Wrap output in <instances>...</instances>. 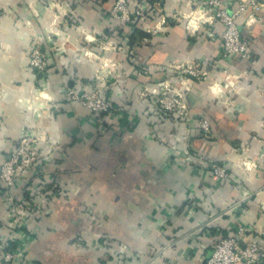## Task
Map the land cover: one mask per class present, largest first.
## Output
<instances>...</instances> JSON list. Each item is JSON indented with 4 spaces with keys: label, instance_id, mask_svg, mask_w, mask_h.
<instances>
[{
    "label": "crops",
    "instance_id": "obj_1",
    "mask_svg": "<svg viewBox=\"0 0 264 264\" xmlns=\"http://www.w3.org/2000/svg\"><path fill=\"white\" fill-rule=\"evenodd\" d=\"M202 1L155 0L154 9L172 16ZM114 2L0 0V162L26 130L43 144L39 176L28 169L10 190L0 182V238L23 249L10 264H200L238 222L264 238V19L237 16L250 60L222 55V27L192 34L173 18L149 24L155 32L146 23L149 35L127 55L114 33L135 15L110 14ZM34 43L48 54L44 73L30 65ZM198 61L204 77L173 69ZM99 84L115 111L94 115L67 98ZM168 84L183 88L186 127L150 110L153 91ZM203 117L209 139L197 126ZM205 158L229 175L210 173ZM11 195L43 208L12 221Z\"/></svg>",
    "mask_w": 264,
    "mask_h": 264
},
{
    "label": "built area",
    "instance_id": "obj_2",
    "mask_svg": "<svg viewBox=\"0 0 264 264\" xmlns=\"http://www.w3.org/2000/svg\"><path fill=\"white\" fill-rule=\"evenodd\" d=\"M238 8L234 12H230L223 7L221 0H203L196 8L189 13L177 11L172 14V18L184 22L188 31L196 34L202 29L209 32L210 36H215V26L223 28L222 38V55L224 57L240 56L245 60H250L253 55V43L242 38L237 16L244 11H251L264 19V0H237ZM153 0H138L134 9L129 6V0H115L110 14L121 19L129 20L132 14L140 19H144L146 11L156 6ZM167 22V15L160 17L158 25ZM147 30L156 31V27L146 25ZM30 65L38 73H44L48 68V56L42 51L39 45L32 47L30 52ZM176 72L187 75L189 78L204 77L207 73L201 61L191 62L187 64H177L173 67ZM147 71V70H146ZM144 71V72H146ZM97 78L103 79L102 75ZM188 81H184L186 84ZM104 83V82H103ZM183 83V84H184ZM105 84V83H104ZM104 86L98 89H85L77 91L76 89L67 90V98L72 101H79L82 105L88 107L96 115L102 112L111 113L116 108L112 106L102 95ZM152 95L155 96L159 107L169 115H178L189 120V107L183 94V88H172L169 84L165 85L161 90H154ZM185 121V123H186ZM203 137L209 139L212 136V126L208 118H201L197 121ZM162 138V135H160ZM44 138V137H43ZM27 136L22 138L20 143L13 152L4 158L0 164V182L4 188L10 190L16 179L24 175V173L38 164V150L30 151L26 146ZM34 140H37L35 138ZM184 145H188L183 141ZM205 165L214 175L225 178L229 175L226 164L219 163L211 159H204ZM35 189V188H34ZM36 194L40 193V189L34 190ZM260 190L259 192H261ZM37 197V196H36ZM11 205L9 213L18 221L26 219L28 216L39 215V211L43 205L38 204V200L30 202L21 201L13 195L10 197ZM38 199V198H37ZM243 201H239L240 203ZM264 235V234H263ZM3 238H0V264H10L18 260L23 253L22 248L8 249ZM245 262L246 264L264 263V238L248 232L246 225L238 222L235 234L224 236L213 242V251L211 256L200 264H238Z\"/></svg>",
    "mask_w": 264,
    "mask_h": 264
},
{
    "label": "trees",
    "instance_id": "obj_3",
    "mask_svg": "<svg viewBox=\"0 0 264 264\" xmlns=\"http://www.w3.org/2000/svg\"><path fill=\"white\" fill-rule=\"evenodd\" d=\"M155 1V0H153ZM134 9V8H132ZM135 15V14H133ZM161 14H157L156 10L154 8L152 9H148L146 11V15L144 19H140L138 16L135 15V17H133L130 21L127 22H122V26L116 30V32L114 33L116 38L118 39L119 42L122 43L125 54L128 55V53L135 49L136 44L140 41L141 38L146 37L149 35V33L147 31H145L144 29V25H146V23L149 24H155L156 21L159 19L160 20ZM172 16H167V20H171ZM184 23V22H183ZM185 25V24H184ZM186 27V26H185ZM190 32V31H189ZM191 33V32H190ZM198 33V32H197ZM193 34V33H192ZM36 46V44L34 43V45L32 47ZM29 51V55L31 52V49ZM41 48V47H40ZM42 51L44 50L43 48H41ZM45 51V50H44ZM45 53L47 54V52L45 51ZM48 55V54H47ZM50 65V60L48 59V67ZM48 70V68H47ZM46 70V71H47ZM146 71V67H144L142 69L141 72ZM40 75H44V74H40ZM99 79V78H97ZM101 86V84H99V86L95 87V88H90V90H95L98 89ZM104 88H103V92H104ZM102 92L103 97L112 104V106H114V101L106 96H104V93ZM153 104L150 106V110L153 113V115L157 118L159 117L158 121H162V123H164V121L168 122V126H170V128H175V126L177 124H181L183 126L186 125L184 118L179 117L178 115L174 114V115H169L166 112H164L158 105L155 96L153 95ZM115 108V106H114ZM91 113H93L95 115L94 112L91 111ZM101 115L103 114H107V112H102L100 113ZM186 127V126H185ZM199 128V127H198ZM203 135V134H202ZM19 145V140L16 141L14 143V145L12 146V150L11 153L13 152V150H15L17 148V146ZM184 145V144H183ZM186 145H184V148L186 149ZM10 153V154H11ZM9 154V155H10ZM8 155V156H9ZM7 157V156H6ZM211 159V158H209ZM41 157L38 158V164L35 167L30 168V174H35V176H39L40 175V171H41ZM204 162V160H202ZM205 163V162H204ZM1 164V162H0ZM210 172V171H209ZM26 173V172H25ZM24 173V174H25ZM212 173V172H210ZM213 174V173H212ZM12 188V187H11ZM15 218V219H14ZM12 221H16V217L14 216ZM9 227V226H8ZM15 229V228H14ZM13 229V230H14ZM5 240L6 244H7V248L10 250L17 248V242L13 239H9V235L6 234V237H1Z\"/></svg>",
    "mask_w": 264,
    "mask_h": 264
},
{
    "label": "rangeland",
    "instance_id": "obj_4",
    "mask_svg": "<svg viewBox=\"0 0 264 264\" xmlns=\"http://www.w3.org/2000/svg\"><path fill=\"white\" fill-rule=\"evenodd\" d=\"M29 59H30V55H29ZM30 133H31V135H28ZM24 135L28 137L27 143L25 145L30 148V151L31 150H34V148H37L38 149L39 146H41V147L43 146V144L41 143L39 146L37 145V147H34V144H37L38 140H34L35 138L33 137L32 132H30V131L28 132V130H26V132L24 133ZM20 143H22V138L19 139V144Z\"/></svg>",
    "mask_w": 264,
    "mask_h": 264
},
{
    "label": "water",
    "instance_id": "obj_5",
    "mask_svg": "<svg viewBox=\"0 0 264 264\" xmlns=\"http://www.w3.org/2000/svg\"><path fill=\"white\" fill-rule=\"evenodd\" d=\"M193 78H195V77H193ZM196 79V78H195Z\"/></svg>",
    "mask_w": 264,
    "mask_h": 264
}]
</instances>
